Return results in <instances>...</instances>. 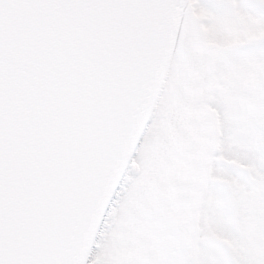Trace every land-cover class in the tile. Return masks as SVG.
Here are the masks:
<instances>
[{
  "label": "snow or ice",
  "instance_id": "1",
  "mask_svg": "<svg viewBox=\"0 0 264 264\" xmlns=\"http://www.w3.org/2000/svg\"><path fill=\"white\" fill-rule=\"evenodd\" d=\"M157 2L0 0V264H73L67 238L100 190L99 163L116 150L108 127L111 85L122 79L119 65L131 47L116 21ZM226 150L264 181L254 152L237 144ZM142 151L141 140L133 159ZM142 195L121 178L89 264L97 256L99 264H145V257L166 264L141 227ZM251 199L264 207L260 195ZM241 210L253 223L239 234L210 213L204 218L230 241L227 264H264V211ZM136 232L148 245L132 250ZM196 264L215 262L201 252Z\"/></svg>",
  "mask_w": 264,
  "mask_h": 264
},
{
  "label": "rangeland",
  "instance_id": "2",
  "mask_svg": "<svg viewBox=\"0 0 264 264\" xmlns=\"http://www.w3.org/2000/svg\"><path fill=\"white\" fill-rule=\"evenodd\" d=\"M188 6L199 36L174 52L143 151L124 178L143 194L137 206L141 227L154 237L152 246L158 257H167L166 264H186L188 243L192 264L201 252L215 264H227L231 243L204 217L210 213L239 234L253 223L242 206L264 211L251 199L264 198V181L226 150L229 144L248 148L264 166V43L232 51L264 36V0H189ZM195 76L202 103L215 113L213 130L196 104ZM206 164L207 184L191 226ZM129 242L132 250L148 245L142 232Z\"/></svg>",
  "mask_w": 264,
  "mask_h": 264
},
{
  "label": "water",
  "instance_id": "3",
  "mask_svg": "<svg viewBox=\"0 0 264 264\" xmlns=\"http://www.w3.org/2000/svg\"><path fill=\"white\" fill-rule=\"evenodd\" d=\"M116 23L124 38L131 41V47L126 49V59L118 69L122 79L113 81L111 85L115 103L108 127L116 150L107 153L99 163L100 190L94 194L87 214L77 220L67 238L73 264H86L88 261L105 205L115 186L124 177L137 143L141 141L159 97L172 53L180 44L195 41L198 37L197 25L187 0H158L155 7L121 16ZM197 104L208 119L210 115L213 118V113L207 107L200 101ZM205 181L203 177L200 194L196 198L198 201L203 194ZM198 204L192 211L191 224ZM189 248L187 245L188 264L191 258Z\"/></svg>",
  "mask_w": 264,
  "mask_h": 264
},
{
  "label": "bare ground",
  "instance_id": "4",
  "mask_svg": "<svg viewBox=\"0 0 264 264\" xmlns=\"http://www.w3.org/2000/svg\"><path fill=\"white\" fill-rule=\"evenodd\" d=\"M180 46L183 48V47H185L186 45L183 43V44H180ZM197 58H198V56H196V60H197ZM196 60H194V64L196 63ZM193 71H194V69H193ZM194 73V72H193ZM195 84H196V86H195V91H196V94H197V101L198 100H200L201 98H200V94H198V86H199V84H198V79H196V76H195ZM187 253H189L188 251H187ZM187 258H189V256L187 255Z\"/></svg>",
  "mask_w": 264,
  "mask_h": 264
},
{
  "label": "trees",
  "instance_id": "5",
  "mask_svg": "<svg viewBox=\"0 0 264 264\" xmlns=\"http://www.w3.org/2000/svg\"><path fill=\"white\" fill-rule=\"evenodd\" d=\"M259 41H264V39H260Z\"/></svg>",
  "mask_w": 264,
  "mask_h": 264
}]
</instances>
